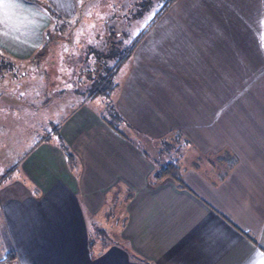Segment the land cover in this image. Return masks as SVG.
I'll list each match as a JSON object with an SVG mask.
<instances>
[{
	"label": "crops",
	"instance_id": "1",
	"mask_svg": "<svg viewBox=\"0 0 264 264\" xmlns=\"http://www.w3.org/2000/svg\"><path fill=\"white\" fill-rule=\"evenodd\" d=\"M78 1L41 0L72 19ZM175 1L124 53L104 45L114 66L72 88L81 101L61 132L72 161L39 141L0 178L1 264H264V0ZM162 14L166 30L150 35L164 42L141 46ZM48 24L25 0H0V56L29 58ZM109 34L106 46L124 32ZM108 102L128 133L91 105ZM147 139L176 147L177 180L149 183L162 161L140 148ZM98 216L116 244L90 238Z\"/></svg>",
	"mask_w": 264,
	"mask_h": 264
},
{
	"label": "rangeland",
	"instance_id": "2",
	"mask_svg": "<svg viewBox=\"0 0 264 264\" xmlns=\"http://www.w3.org/2000/svg\"><path fill=\"white\" fill-rule=\"evenodd\" d=\"M167 2L168 0H79L74 19H72V16H65L69 15L70 8L56 9L50 6L60 17L56 20L50 16L46 29L56 26V36H60L61 41H63L57 43V47H54L56 55L54 53L53 56L46 57V62H51L50 59L56 61L55 64L50 65V70L54 72L49 71L51 74L47 78L44 68L49 63L44 64V68L41 64L38 71L45 74L43 79L40 76V79L35 77L34 82L30 81L28 78L34 75V70H31L27 75L28 78L22 80L21 78L25 77L24 74H20L24 73L22 71L18 73L22 75L18 78L20 79L19 84L7 85L5 88L0 86V99L8 102L6 98L2 97L3 95L12 101L10 105L13 114L11 120L0 119V178L10 179L12 174L16 173L13 167L15 160L20 159L41 138L52 145L58 144L62 140L61 132L72 124V111L80 105L81 101L78 97H72V88H79V91L84 90L85 84L83 85V83L87 79L86 74H90L89 70L93 77L99 79L114 66L116 59H119L117 56H109L106 60H103L104 58L100 57L97 51H100L105 45V48L111 49L112 52H115V55L124 53L129 45L134 43L136 36L147 30L149 22H145L144 19L147 18L148 14L160 11ZM179 5H182V0L175 1V6ZM37 8L42 10L38 6ZM165 15L162 14L155 25L147 31L149 33H145L146 38L142 40L141 46L151 47V43L164 42L163 39L153 38L150 33L166 30ZM134 16H137L135 20ZM61 23H64V25ZM114 29L122 31L124 34L119 39H111L109 45L106 46V40L109 38L107 36H111L109 33ZM45 32L43 37H45ZM6 60L3 56H0V83L4 82V78L11 79L13 73L11 75L10 68L14 71L16 68L17 72L19 69L17 64L12 61H8V66H6L4 64ZM50 79H54L51 80L52 85L49 83ZM113 84L114 78L108 81L107 87L112 88ZM5 89L6 92H4ZM43 89H52V93L39 96L38 94ZM101 98L102 96H100ZM46 99L49 101L44 103L43 101ZM75 99L80 100L78 102ZM3 105V103H0V110L4 108ZM10 105L7 103V107ZM91 105L110 125L116 126L124 132H129L120 120L113 119V114L108 109L112 107L109 102L106 106ZM48 135L49 137L46 138ZM141 142L149 145L147 147L140 146V148L155 162H157L156 160H174V157H176L175 159L178 157L174 150L176 147L164 150L165 146L158 144L156 149L161 150L164 158L161 160V157L158 156L159 152L155 151L154 147H150L152 143L148 139L141 140ZM136 143L138 144V141ZM110 212L111 208L108 209V213ZM106 217L112 220L111 216ZM94 220L98 223L92 219L94 224L90 228V238L96 241L97 237H103L109 244H116V238L106 230V223H102L104 221L99 216L94 217ZM112 222H115V219Z\"/></svg>",
	"mask_w": 264,
	"mask_h": 264
},
{
	"label": "trees",
	"instance_id": "3",
	"mask_svg": "<svg viewBox=\"0 0 264 264\" xmlns=\"http://www.w3.org/2000/svg\"><path fill=\"white\" fill-rule=\"evenodd\" d=\"M25 1L30 3V4H32L35 7H37V6L40 7L47 14L48 17L51 16V17H53L56 20L60 17L53 9H51L48 5L44 4L40 0H25ZM61 22H63V21L61 20ZM61 24L64 25V23H61ZM56 34H57L56 26L55 27L53 26V28H51V29L47 28L46 32H45L44 41L39 46V48L29 58L23 59V60L11 58V59L5 61L4 64L6 66H8L7 65L8 61H12L13 63H16L18 68H19L18 72H17L16 68H15V71H14V69L10 68L11 69V71H10L11 75L13 73V75L11 77V80L13 81L12 82V86H14L15 84H19V80L20 79H18V78L20 76H22V75H19L18 73L22 72V71H24V73H20V74H24L25 75V77L21 78L22 80L27 77L28 73L31 70H34V75L32 77H30V78L27 77L30 81L34 82L33 79L35 77H36V79H40V76H42V79H43L45 77V74L44 73H40V71H38V68L41 66V64H43L42 66L44 68V66H45L44 64L49 63V65L46 68H44V72L46 73L47 78H48V76H50V74L52 72H54V71L50 70V65L51 64H55L56 61L54 59H50L51 62H49V61L46 62L47 61L46 57L53 56L54 53L56 55L54 47H57V43L63 42V41H61L60 36L57 37ZM11 67H12V65H11ZM20 67H21V69H20ZM7 70H8V68H7ZM49 71L50 72L52 71V72L49 73ZM5 74L7 75V73H5ZM37 75H39V76L37 77ZM51 80L53 81L54 79H50L49 80L50 81L49 83L52 85V81ZM41 83H42V81H41ZM20 84H21V81H20ZM50 92L52 93V89L51 90L50 89H48V90H44L43 89L38 95L39 96L40 95L46 96ZM58 95H60V94L58 93ZM48 101L49 100L46 99L43 102L46 103ZM108 109L111 110V113L113 114V116H112L113 119L114 118L116 120L120 119V117L118 115H116L115 113L112 112V108H108ZM102 120H104L107 124H109L104 118H102ZM48 137H49V135L46 138H48ZM39 141H44V139L41 138ZM58 145L62 149V151L64 152L67 161L71 162L72 161V159H71L72 158V154H71V152L68 151V148L64 144L63 140H60ZM170 147L167 146L166 149L170 148ZM166 149H164V150H166ZM177 169H178V166H177L176 159H174V160H165V161H162V162H158V163L155 164L154 171L150 175L149 183L150 184H155L158 181H160L162 178L167 177V176L172 177L175 180H177L178 179L177 176H176L177 175V172H176ZM5 260H6V258H4V261ZM1 261H3V260H0V262Z\"/></svg>",
	"mask_w": 264,
	"mask_h": 264
}]
</instances>
